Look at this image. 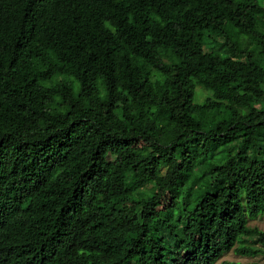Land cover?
Returning <instances> with one entry per match:
<instances>
[{
  "label": "trees",
  "instance_id": "trees-1",
  "mask_svg": "<svg viewBox=\"0 0 264 264\" xmlns=\"http://www.w3.org/2000/svg\"><path fill=\"white\" fill-rule=\"evenodd\" d=\"M260 216L264 0H0V264H216Z\"/></svg>",
  "mask_w": 264,
  "mask_h": 264
},
{
  "label": "rangeland",
  "instance_id": "rangeland-1",
  "mask_svg": "<svg viewBox=\"0 0 264 264\" xmlns=\"http://www.w3.org/2000/svg\"><path fill=\"white\" fill-rule=\"evenodd\" d=\"M200 88L197 89L199 91ZM207 96V93L205 91L200 90L197 95V101L201 102L204 100V98ZM108 160H113L111 157H107ZM248 226L250 228H257L260 231L264 232V217L260 216L256 219H252L248 221ZM222 261H228V262H237L240 264H247V263H257V264H264V253L253 256V257H247V256H241L235 251L231 250L225 255L222 256V258L216 263L221 264Z\"/></svg>",
  "mask_w": 264,
  "mask_h": 264
}]
</instances>
